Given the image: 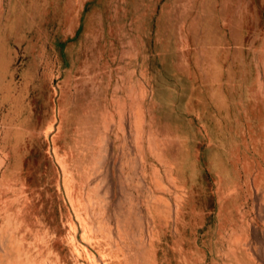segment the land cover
<instances>
[{
	"label": "rangeland",
	"instance_id": "obj_1",
	"mask_svg": "<svg viewBox=\"0 0 264 264\" xmlns=\"http://www.w3.org/2000/svg\"><path fill=\"white\" fill-rule=\"evenodd\" d=\"M189 1L0 0V264H264V140L243 142L254 163L246 170L215 152L222 176L208 171L204 141H192L190 45L173 61L176 47L163 43L186 21ZM255 2L246 0L249 15L260 10ZM256 21L249 17L251 32ZM66 25L74 27L67 44ZM76 31L98 42L79 44ZM98 56L111 75L98 73ZM203 68L215 82L216 63ZM125 82L134 99H148L142 149L112 139L102 107L115 94L108 85L131 98ZM207 97L221 112L216 91ZM173 133L190 139L158 138Z\"/></svg>",
	"mask_w": 264,
	"mask_h": 264
},
{
	"label": "crops",
	"instance_id": "obj_2",
	"mask_svg": "<svg viewBox=\"0 0 264 264\" xmlns=\"http://www.w3.org/2000/svg\"><path fill=\"white\" fill-rule=\"evenodd\" d=\"M132 1L137 3L142 0ZM255 3L259 4L260 10H253L254 15H249L246 10V0H190L186 21L179 22L173 30L169 31V33L173 32L171 37H163L164 44L173 45L172 49L175 47L177 49V52L169 53L171 54L169 59L173 61L181 59V55L185 54L180 51L182 43L187 42L190 45L191 56L188 59L192 64V73L189 72L187 76L190 84L186 90L192 95L188 101L192 107V141H204L203 162L208 171H218L212 167L214 162L212 155L215 152L221 156V160H224L227 167L230 166L231 156L237 165L252 166L254 163L249 157H245L244 150L241 152V149L248 148V145L243 142L264 140V122L259 117L260 92L264 91V14L262 16L260 13L262 11L264 13V0H256ZM99 4L98 1L96 5L99 7ZM249 17H255V20L257 17L256 25H251L252 32ZM91 23L90 20L85 22V25L78 22L77 29L80 26L88 29L94 25ZM65 28L61 31V38L67 44L74 27L66 25ZM75 33L78 34L74 36H78L77 43L79 44L88 38L86 36L92 38V44L98 42L91 32L85 34L76 31ZM207 54H210V57ZM100 58L98 56L96 60ZM206 60L217 65L215 73L218 78L215 82L210 83L207 79L203 68ZM97 65L98 73L102 70V75H111V69L108 71L106 67L99 68V61ZM128 69H124V76H130V82H132L133 73L130 68ZM116 73L119 75V69ZM129 84L125 82L124 90L131 93V98H118L116 93L121 89L115 84L112 87L108 85L110 90H107L115 94H110L109 99L101 100V102L102 107L109 108L108 115H106L110 121L109 127H113L112 139L141 141L142 149L143 141L151 138L148 132L149 122L142 110L148 106V99H134L132 93L136 92L137 88L132 83ZM183 85L178 83V86L184 89ZM212 89L219 96L217 101L221 104V112L216 111L214 105L216 99L207 97ZM98 90L106 91L104 87L103 89L99 87ZM139 90L140 97L143 98V92H147V89L142 84ZM134 109L140 114L138 127L134 122L135 116L133 115L136 113ZM199 116H203L202 120ZM30 117L29 113L21 119L27 121ZM122 122H124V127L121 126ZM96 136L101 138L100 134ZM158 138L190 139L182 133H173L172 136L167 137L162 134ZM197 149L196 144L192 142V171L196 170L201 162ZM240 152L244 157L240 156ZM141 156L145 164V155L143 156L142 153ZM241 169L246 170L247 168L243 166Z\"/></svg>",
	"mask_w": 264,
	"mask_h": 264
},
{
	"label": "bare ground",
	"instance_id": "obj_3",
	"mask_svg": "<svg viewBox=\"0 0 264 264\" xmlns=\"http://www.w3.org/2000/svg\"><path fill=\"white\" fill-rule=\"evenodd\" d=\"M108 127V126H107ZM106 129V128H105ZM219 157V156H218ZM222 161L220 160H217V162H216V164H217V166H220V168H221V165H222ZM216 170H218V172L220 173V176H222V172L221 171H219V169L217 168ZM225 176V175H224ZM7 246V245H6ZM5 247V246H4ZM5 250V249H4ZM6 252V251H5ZM4 255V254H3ZM6 255H8V254H6ZM13 255V254H12ZM19 256V255H18ZM15 257H16V255H15ZM16 260H17V258H15ZM14 263V262H13ZM6 264V263H5Z\"/></svg>",
	"mask_w": 264,
	"mask_h": 264
}]
</instances>
